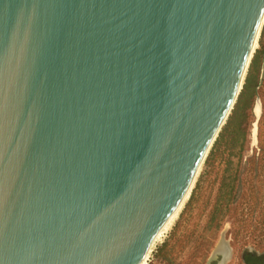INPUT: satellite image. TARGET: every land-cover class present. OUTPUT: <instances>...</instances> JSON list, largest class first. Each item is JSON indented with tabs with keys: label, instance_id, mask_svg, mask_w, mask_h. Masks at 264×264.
<instances>
[{
	"label": "water",
	"instance_id": "water-1",
	"mask_svg": "<svg viewBox=\"0 0 264 264\" xmlns=\"http://www.w3.org/2000/svg\"><path fill=\"white\" fill-rule=\"evenodd\" d=\"M263 16L264 0H0V264H138ZM220 243L207 264L230 259Z\"/></svg>",
	"mask_w": 264,
	"mask_h": 264
},
{
	"label": "trees",
	"instance_id": "trees-1",
	"mask_svg": "<svg viewBox=\"0 0 264 264\" xmlns=\"http://www.w3.org/2000/svg\"><path fill=\"white\" fill-rule=\"evenodd\" d=\"M240 101L214 141L178 219L186 231L184 246L190 244L192 256L204 255L201 264L226 221L231 222L235 239L264 236V129L259 134V156L244 159L248 122ZM191 221L196 222L189 227Z\"/></svg>",
	"mask_w": 264,
	"mask_h": 264
},
{
	"label": "rangeland",
	"instance_id": "rangeland-1",
	"mask_svg": "<svg viewBox=\"0 0 264 264\" xmlns=\"http://www.w3.org/2000/svg\"><path fill=\"white\" fill-rule=\"evenodd\" d=\"M263 60L264 23L260 31L258 46L252 57L250 66L245 76L243 88L240 91V94L235 103L236 105L241 98V101L239 103L240 107H243V112L247 115V148L243 152L244 159H246L247 157H252L254 155H256V157L259 156V134L260 131L264 129V77L262 78ZM203 169L204 166L202 165L196 181L202 173ZM183 209L184 207L182 208V210ZM181 211L179 214H181ZM179 216L177 217L178 219ZM178 222L180 221L176 219L174 224L172 225L173 228L171 227L168 230V233L165 234L161 242L159 241L154 244L148 264H201L205 260L204 255L197 254L195 256H192V250L189 246L190 244L184 246V241H186L184 238V233L186 231L182 227V225L178 226ZM193 222L195 223L196 221H191L189 223V227L193 225ZM231 227V222L226 221L220 233V236L215 242L214 248L208 256L205 264L208 263L210 256L222 239L227 242V244L231 248V256L229 259L230 262L228 261L227 264H242L240 259L241 255L244 251H246V249L249 248L258 251L259 253L264 252V236L259 235L258 238L257 236L248 237L245 235L239 237V239H235V236L232 234ZM260 232H263V228L262 230H260ZM256 241L262 242L260 244H257Z\"/></svg>",
	"mask_w": 264,
	"mask_h": 264
},
{
	"label": "bare ground",
	"instance_id": "bare-ground-1",
	"mask_svg": "<svg viewBox=\"0 0 264 264\" xmlns=\"http://www.w3.org/2000/svg\"><path fill=\"white\" fill-rule=\"evenodd\" d=\"M263 23H264V16L262 18V21L260 23V26H259L258 31L256 33V36L254 38V41L252 43V47H251V50H250V53H249V57H248L246 65H245V68H244V71H243L242 78L240 80L239 86H238L237 95H239L240 91L243 88L245 76H246L248 68L250 66L252 57H253V55H254V53L256 51V48L258 46V39H259V35H260V31H261ZM203 163L204 162L202 161L201 165L198 167V169L196 171V174H195V176L193 178V181L190 184V186H189L188 190L186 191V193L184 194V196L182 197V200L180 201L178 206L174 209V211L170 214V216L165 220V222L163 223L162 227L160 228V230L157 232L156 236L154 237V240H153L151 246L149 247L148 251L146 252L144 257L141 259V261L138 264H148L149 257L151 256L150 254H151L152 247L154 246V244L159 242V241L161 242L162 238H164L165 234L168 233V230L172 227V225L174 224L175 220L176 219L178 220L177 217L180 215L179 214L180 211L182 210V208L184 207L185 203L187 202V200L189 199V197L191 195V192L193 190L196 178L199 175V172H200V169H201ZM225 246H226V244L224 242H222V243H220L219 248H218L219 251L221 252V254H224V255H225V253L227 251Z\"/></svg>",
	"mask_w": 264,
	"mask_h": 264
},
{
	"label": "flooded vegetation",
	"instance_id": "flooded-vegetation-1",
	"mask_svg": "<svg viewBox=\"0 0 264 264\" xmlns=\"http://www.w3.org/2000/svg\"><path fill=\"white\" fill-rule=\"evenodd\" d=\"M240 259L242 264H264V252L256 255L254 252L244 251Z\"/></svg>",
	"mask_w": 264,
	"mask_h": 264
},
{
	"label": "crops",
	"instance_id": "crops-1",
	"mask_svg": "<svg viewBox=\"0 0 264 264\" xmlns=\"http://www.w3.org/2000/svg\"><path fill=\"white\" fill-rule=\"evenodd\" d=\"M229 261V260H228ZM228 263V262H227ZM226 263V264H227ZM212 264H218V261H213Z\"/></svg>",
	"mask_w": 264,
	"mask_h": 264
}]
</instances>
